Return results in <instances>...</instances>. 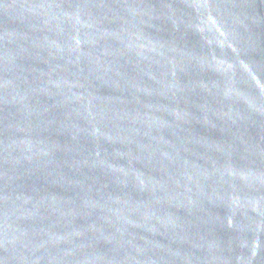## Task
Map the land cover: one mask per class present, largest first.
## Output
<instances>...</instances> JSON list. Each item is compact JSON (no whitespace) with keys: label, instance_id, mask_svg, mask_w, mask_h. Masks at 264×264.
Listing matches in <instances>:
<instances>
[{"label":"water","instance_id":"1","mask_svg":"<svg viewBox=\"0 0 264 264\" xmlns=\"http://www.w3.org/2000/svg\"><path fill=\"white\" fill-rule=\"evenodd\" d=\"M0 264H264V0H0Z\"/></svg>","mask_w":264,"mask_h":264}]
</instances>
